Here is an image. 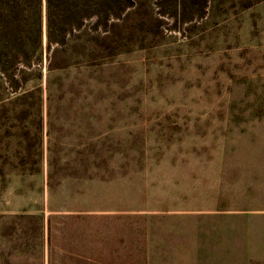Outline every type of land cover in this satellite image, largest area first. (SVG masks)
<instances>
[{"label": "rangeland", "instance_id": "obj_1", "mask_svg": "<svg viewBox=\"0 0 264 264\" xmlns=\"http://www.w3.org/2000/svg\"><path fill=\"white\" fill-rule=\"evenodd\" d=\"M158 1L0 71V264H148L150 216L264 211V0Z\"/></svg>", "mask_w": 264, "mask_h": 264}, {"label": "trees", "instance_id": "obj_2", "mask_svg": "<svg viewBox=\"0 0 264 264\" xmlns=\"http://www.w3.org/2000/svg\"><path fill=\"white\" fill-rule=\"evenodd\" d=\"M136 0H0V71L32 66L54 46L65 47L89 24L110 31ZM199 7L206 9V0ZM186 0H159L162 14L184 22ZM6 58V61L3 60ZM37 59V60H36ZM26 61V62H25Z\"/></svg>", "mask_w": 264, "mask_h": 264}, {"label": "crops", "instance_id": "obj_3", "mask_svg": "<svg viewBox=\"0 0 264 264\" xmlns=\"http://www.w3.org/2000/svg\"><path fill=\"white\" fill-rule=\"evenodd\" d=\"M215 213L216 219L201 221V225L195 226L197 229L184 225L178 226L180 221H176L173 225L176 230L171 233L167 228V221L158 218L161 215L150 216L148 264L264 262V211L245 216L244 225L240 228H238L236 216L231 211L217 210ZM182 223L187 222L182 221ZM237 231L244 235L242 238L245 241V251L243 252L240 251L242 248L237 241L235 233ZM207 232H213L214 237L211 239L206 237ZM185 241L186 244H184Z\"/></svg>", "mask_w": 264, "mask_h": 264}]
</instances>
